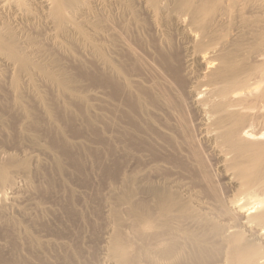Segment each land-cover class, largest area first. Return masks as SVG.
I'll use <instances>...</instances> for the list:
<instances>
[{"label":"rangeland","instance_id":"1","mask_svg":"<svg viewBox=\"0 0 264 264\" xmlns=\"http://www.w3.org/2000/svg\"><path fill=\"white\" fill-rule=\"evenodd\" d=\"M221 1L239 15L227 18L213 39L207 36L193 50L172 26L156 32L135 0L128 2L135 7L131 17L109 6L111 34L102 36L104 26L92 19L100 22L101 13L92 7L71 19L75 28L58 36V46L45 40L41 10L33 11L27 40L39 47L36 58L13 71L0 67V167L26 184L20 193L23 213L0 211V264H99L107 226L126 232L132 220L125 198L137 194L142 200L149 182L157 186L163 178L192 186L175 174V165L160 167L161 161L173 164L174 147L160 141L158 125L164 122L145 108L153 100L151 82L161 85L173 77L161 66L164 56H171L168 66L186 82L203 66L194 59L187 69L186 60L239 26L246 35L239 43L264 55V21L252 14V0ZM30 151L38 153L37 160L25 157ZM0 190L9 193L1 182Z\"/></svg>","mask_w":264,"mask_h":264},{"label":"bare ground","instance_id":"2","mask_svg":"<svg viewBox=\"0 0 264 264\" xmlns=\"http://www.w3.org/2000/svg\"><path fill=\"white\" fill-rule=\"evenodd\" d=\"M129 1L0 0V67L13 71L36 58L40 49L27 40L35 9L41 10L48 29L45 40L58 46V36L75 28L71 19H80L92 7L101 13L100 22L92 19L104 26L102 36L111 34L106 27L109 6L131 17L135 7L133 11ZM135 1L156 32L172 26L190 40L192 50L240 13L230 12L221 0ZM251 12L264 21V0H252ZM243 38L239 26L192 54L185 67L196 59L202 71L188 75L186 82L168 66L171 56L162 57L161 66L173 77L161 85L151 82L153 100L145 110L162 119L160 141L174 147L173 164L161 161L160 167L175 165V174L189 178L192 186L163 178L157 186L149 182L142 200L137 194L125 198L132 220L126 232L107 226L98 246L99 264H264V55L241 45ZM157 41L164 45L162 35ZM22 77L31 82L27 72ZM25 157L35 161L39 155L30 151ZM211 158L215 163L208 165ZM21 174L16 177L22 179ZM0 182L9 191L0 190V211L21 215L24 179L16 181L7 167H0Z\"/></svg>","mask_w":264,"mask_h":264}]
</instances>
